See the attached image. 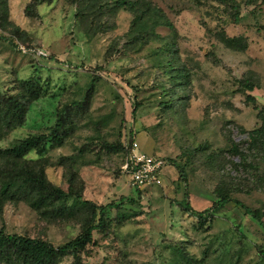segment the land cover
Returning <instances> with one entry per match:
<instances>
[{"label": "rangeland", "instance_id": "rangeland-1", "mask_svg": "<svg viewBox=\"0 0 264 264\" xmlns=\"http://www.w3.org/2000/svg\"><path fill=\"white\" fill-rule=\"evenodd\" d=\"M141 3L173 27L154 28L159 37L146 42L142 30H131L134 14L126 9L92 13L71 0H8L4 19L0 7V94H21L29 82L40 93L26 99L24 123L0 147L50 134L62 117L63 144L27 158L74 197L96 204L130 198L94 232L81 264H264V227L234 201L264 221V141L249 136L264 115V0ZM221 33L244 37L247 50L228 47ZM168 60L188 73L179 85ZM167 96L175 98L170 108ZM6 112L3 105V119ZM130 129L142 151L169 163L162 185L140 195L121 171L119 144ZM186 191L197 210L222 194L232 201L200 222L178 204ZM87 216L43 218L24 201H7L0 230L58 247L81 233ZM73 263L68 255L58 264Z\"/></svg>", "mask_w": 264, "mask_h": 264}, {"label": "trees", "instance_id": "trees-1", "mask_svg": "<svg viewBox=\"0 0 264 264\" xmlns=\"http://www.w3.org/2000/svg\"><path fill=\"white\" fill-rule=\"evenodd\" d=\"M77 3L83 11L101 12L105 9L111 10L126 9L134 14L131 30L138 28L142 30L140 34L142 40L148 42L150 39L159 37L154 28L166 25L170 28L173 24L164 19L156 8L141 6V0H71ZM0 7L4 11V19L8 17V0H0ZM92 12V13H93ZM96 15V14H95ZM220 39L228 47L239 51H246L248 42L242 36H228L226 33L220 34ZM14 44V42H12ZM173 46L170 44L165 49L173 53ZM166 71L172 73L177 71V75H171V80H175V85H179L181 76H188L187 72L175 66L174 60H168ZM24 91L21 94H0V140L11 131L21 126L26 117V104L37 99L40 93L35 89L33 83H25ZM246 91H253L255 86L249 82H243ZM167 90L163 94L165 95ZM168 97V96H167ZM175 98L168 97L165 100V107H171ZM6 106L5 119L2 118L1 108ZM263 123L260 127L250 131L251 140L264 141V115ZM64 118H60L56 128L50 134L30 135L18 140L11 147H0V209L7 201H24L43 218H73L81 212L88 214L82 225L81 233L74 239L62 246L56 247L46 239L31 237L22 234H10L0 230V264H58L62 258L72 255L73 264H81V252L93 242L94 232L103 231L107 228L110 219L109 212L114 208H119L130 200L122 195L120 202H110L108 204H96L88 199H83L81 195L75 197L66 190L57 187L47 177L45 169L37 166L35 161L27 158V155L35 151L38 155H43L49 146H60L63 144L66 134H62ZM133 136L132 129L128 132ZM124 139L119 144L124 148ZM125 152V151H124ZM238 153V148L235 149ZM180 172V177L187 183V175L181 165L173 162ZM184 198L178 204L184 211L198 218L200 222H205L212 218L218 208L225 206L232 201L231 196L226 193L221 198L214 201L213 206L204 210L195 209L189 200L187 191ZM74 199L72 204L69 200ZM133 201V200H131ZM238 205L245 208L246 213L252 215L264 227V221L259 210L252 209L244 205L239 200H234ZM264 253V250H263Z\"/></svg>", "mask_w": 264, "mask_h": 264}, {"label": "built area", "instance_id": "built-area-1", "mask_svg": "<svg viewBox=\"0 0 264 264\" xmlns=\"http://www.w3.org/2000/svg\"><path fill=\"white\" fill-rule=\"evenodd\" d=\"M125 158L121 171L139 195L155 186L162 185L161 172L168 160L161 156L149 155L141 150L135 134L124 139Z\"/></svg>", "mask_w": 264, "mask_h": 264}]
</instances>
